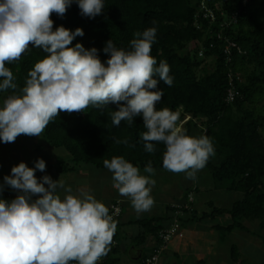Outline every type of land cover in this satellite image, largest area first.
I'll return each instance as SVG.
<instances>
[{
    "label": "clouds",
    "instance_id": "1",
    "mask_svg": "<svg viewBox=\"0 0 264 264\" xmlns=\"http://www.w3.org/2000/svg\"><path fill=\"white\" fill-rule=\"evenodd\" d=\"M74 2L89 18L105 9V0H0V94H7L0 103V141L13 143L20 135L41 137L61 112L103 110L116 104L118 110L109 113L113 126L126 121L131 127L136 117H142L144 151L153 154L156 145L163 144V168L195 181L215 148L207 135L182 131L177 112L156 107L164 96L158 82L170 87L174 80L167 61L158 63L151 55L156 22L135 31L127 49L118 48L112 39L106 41L103 52L109 58L102 61L97 48L86 49L79 42L72 46L84 35L82 28L54 29L52 14L63 18ZM30 44L43 48L46 55L28 71L17 94L16 77L6 64L19 61ZM114 143L135 147L127 138H114ZM103 166L112 173L113 187L130 200L137 214L153 208L151 161L143 169L150 175H142L124 156L104 159ZM37 170H46L42 158L34 167L20 162L0 184V197L5 185L18 193L10 201L0 198V264H99L117 230L109 208L82 189L74 194L60 178L38 179Z\"/></svg>",
    "mask_w": 264,
    "mask_h": 264
},
{
    "label": "trees",
    "instance_id": "2",
    "mask_svg": "<svg viewBox=\"0 0 264 264\" xmlns=\"http://www.w3.org/2000/svg\"><path fill=\"white\" fill-rule=\"evenodd\" d=\"M203 2L214 12L217 22L238 13L236 24L222 33L242 53L232 49L228 60L224 52L226 43L216 36L221 30L219 26L200 20ZM51 19L54 29L61 25L73 31L82 28L84 35L76 37L72 46L79 42L86 49L95 47L102 61L109 58L103 52L106 41L112 39L118 48L127 49L135 31H143L156 22L157 38L151 55L158 63L166 60L174 78L170 87L163 81L158 82L157 88L163 90L164 96L156 107L177 112V126L186 115L190 116L185 123L186 133L191 136L197 129L198 136L207 135L213 141L215 155L205 167L214 184L241 194L229 209L213 208L209 213L200 214L183 209L182 220L194 223L227 214L230 223L216 227L222 239L234 230L249 231L245 226L247 221L257 223L258 231L252 234L261 236L260 232L264 231V0L246 3L244 0H105L104 11L95 18L82 16L74 2L63 18L53 13ZM44 55L43 48L30 44L19 61L6 64L16 77L17 94L25 84L28 71ZM206 59H211L212 70L206 68ZM229 71L243 79L234 77L240 95L232 103L226 101ZM115 110L118 106L110 103L103 110L89 107L85 112H61L42 134L52 147L65 149L71 163H57L53 167L61 172L79 166L105 170L104 159L124 156L142 170L149 161L154 169L163 168V144H157L153 154L144 151L140 134L146 129L142 117H136L131 127L126 121L116 127L109 115ZM196 120H203L201 127ZM114 138H127L129 145L135 147L115 144ZM42 148L43 145L36 144L38 151ZM153 221L156 220L141 224L152 227L157 238L161 226L159 221L152 226ZM235 249L232 247L231 260L239 264Z\"/></svg>",
    "mask_w": 264,
    "mask_h": 264
},
{
    "label": "crops",
    "instance_id": "3",
    "mask_svg": "<svg viewBox=\"0 0 264 264\" xmlns=\"http://www.w3.org/2000/svg\"><path fill=\"white\" fill-rule=\"evenodd\" d=\"M188 119H190V116L186 115L185 119L179 125L182 128H185V123L188 121ZM195 130L197 131V129ZM24 138L27 137H25L24 135H20L17 137V142L18 144L20 143V149H22V145H25V143H27L29 148V143L27 141H24ZM1 144H3L2 141H0V147ZM32 145L30 144V148L32 147ZM42 149L39 151L37 149L36 150L37 152H41ZM56 164L57 163L50 164L49 169L60 172L53 167ZM95 169L96 168L92 166H79L71 171L65 172V174L74 173L76 172V170H79L78 172L82 173V176L85 177L88 175V171H95ZM100 171H105L104 173H106L101 177V181H104L105 184L103 186L104 191L102 195L94 197L97 200L102 201L108 208L116 202H120L122 207V215L116 221L117 230L113 238L117 240V242L119 243V247L111 257L112 263L143 264L144 259L151 253L157 238L152 231L153 228L143 226L141 222L152 220L159 221L158 223L161 226V229L170 226V224L174 221L178 206H184V204H186L188 195L191 193H193V195L194 193L197 194L199 192L200 186L196 183L197 180H189V182L192 181V184L187 185L185 190H179L177 193L178 196L182 197V199H176L173 201V204H167L162 211H159V213L152 212L149 214L148 211L137 214L131 206L130 200L126 197L121 196L113 187L112 173L107 169ZM10 174L11 173H9L8 175ZM44 175L45 174L42 173L40 177L42 178ZM4 176H6V174L0 175V184L3 183ZM85 182L86 184L84 185V190L90 192L91 185L90 183H88L90 181L88 180ZM71 183L72 182H70V184ZM193 186L194 188H192ZM9 188L10 187L5 185L2 197L0 198H3L4 193ZM72 188L75 194L79 189V185L72 184ZM195 202L196 200L191 204V211L188 213H191L193 211L199 214L203 212L209 213L213 210V208H230L217 207L213 204L212 201L209 202L210 205L208 204L209 209L199 208V206L195 205ZM125 205L127 207H125ZM183 211V215L179 218L181 222V235L175 236L169 243L168 248L162 256V264H178L177 261L182 262L180 264H233L231 263L232 260L229 263H226V261H224L221 257L222 254L219 251L220 248L218 247V245L222 238L220 237V232L216 228L217 226H227L231 221L230 216L224 214L214 219H204L200 222L187 223L186 221L182 220L185 218V213ZM156 221L152 222V226L156 224ZM226 238L227 237H225V239ZM171 258H174L177 261L171 262Z\"/></svg>",
    "mask_w": 264,
    "mask_h": 264
},
{
    "label": "rangeland",
    "instance_id": "4",
    "mask_svg": "<svg viewBox=\"0 0 264 264\" xmlns=\"http://www.w3.org/2000/svg\"><path fill=\"white\" fill-rule=\"evenodd\" d=\"M206 68L208 70L213 69L211 59H206ZM4 95L5 94H0V103H2ZM262 103L264 104V101ZM179 112L182 113V110L180 109ZM196 123L201 125L203 120H196ZM178 127L182 131H185L184 127L182 128L180 125H178ZM191 136L198 137L197 131L195 130ZM25 137L27 138H24V141L29 143V148L27 143H25V145H22V149H20V143L18 144L17 139L13 143L1 144L0 175H8L11 173V168L20 162H25L29 167H34V162L38 158H42L46 162V170L44 172L39 170L36 171L35 175H37L38 179H40V176L44 173L45 175H49L53 180H58L59 178L62 179L66 182V185L71 187L72 184H77L79 185V189L82 190H84V185L86 184L85 181L89 180L90 182L88 183L91 185L89 193L94 196L102 195L104 191L103 186L105 184L104 181H101V177L106 174L104 173L105 171L96 169L95 171H88V175L85 177L82 176V173L78 172L79 170L69 174H65V172L61 171H53L49 169V165L52 163H71V157L68 155L66 150L63 148H54L49 145L45 141L43 134H41V137ZM37 143L43 145L41 152H37L36 150ZM30 144L32 145L31 148ZM140 171L142 175H150L148 173H144L142 169H140ZM151 178L155 180V185L152 186L151 190V196L153 197L155 204L150 210L151 212L147 211L149 214L152 212L159 213V211H162L167 204H173L174 200L182 199L181 196H178V191H183L187 185L192 184V181L189 182L188 179H185V175L183 173L175 174L165 170L164 168L155 169V175ZM196 180V183L199 184L200 188L197 194L194 193L193 202L196 200L195 205L199 206V208L209 209L208 204L210 201H212L217 207L228 208L234 201L241 198L240 193L230 192L215 185L209 170L206 167L197 173ZM70 182L72 183L70 184ZM192 188H194V186ZM125 207L127 206L125 205ZM245 226L249 229V231L234 230L232 233L227 235L226 239H221L218 245L220 248L219 251L222 254L221 257L224 261H226V263H229L231 261L232 247H236L239 264H264V244L261 238V236H264V231L260 232L261 236L253 235L252 233L254 231H258L257 223L247 221L245 222ZM170 261L172 262L177 260L171 258ZM177 263L180 264L182 262L177 261Z\"/></svg>",
    "mask_w": 264,
    "mask_h": 264
},
{
    "label": "built area",
    "instance_id": "5",
    "mask_svg": "<svg viewBox=\"0 0 264 264\" xmlns=\"http://www.w3.org/2000/svg\"><path fill=\"white\" fill-rule=\"evenodd\" d=\"M247 0H244V3H246ZM199 13L202 16V19L209 22V25L216 24L221 29L219 33L216 34L217 38L220 40H224L226 45L224 52L228 56V60H230L231 57V51L232 49H236L239 53H242L241 48L233 41L225 38L223 36V29L227 28L230 25H234L237 22L238 13L232 14L228 20L222 19L220 22H217V17L214 14V12L208 8V6L203 2L201 4V7L199 9ZM223 15V14H222ZM196 25L198 28H201V25L199 22H196ZM212 47V46H211ZM199 56H203V50L199 51ZM234 77H236L237 80L242 81V77L240 75L234 74L232 71H229L228 78H229V88L227 90L226 95V101L228 103H232L235 101L237 97H239L240 93L237 90V88L234 85ZM18 193L11 188H9L5 195L3 196V199L5 200H12L16 197ZM193 193L189 194L187 197L186 204L184 206H178L177 212L174 218V221L170 224V226L160 229L157 235L156 243L151 251V253L144 259L143 264H162V256L166 249L168 248L169 243L175 236L181 235V222L180 217L183 215L182 211L190 210L191 204L193 203ZM35 199V197H33ZM110 215H112L113 219L117 221L120 216L122 215V207L120 202H116L112 204L109 207ZM119 243L116 239H113V242L110 246V251L107 256L103 257L102 260L99 262V264H113L112 263V255L116 249H118Z\"/></svg>",
    "mask_w": 264,
    "mask_h": 264
}]
</instances>
